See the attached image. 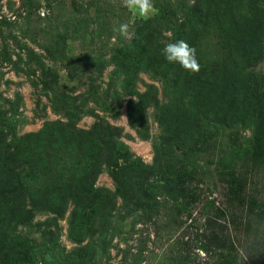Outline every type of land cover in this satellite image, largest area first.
Returning <instances> with one entry per match:
<instances>
[{
  "label": "trees",
  "instance_id": "obj_1",
  "mask_svg": "<svg viewBox=\"0 0 264 264\" xmlns=\"http://www.w3.org/2000/svg\"><path fill=\"white\" fill-rule=\"evenodd\" d=\"M221 1L223 5L229 6L230 16L225 14V9L222 7L216 16L218 22L214 23L211 18L213 15L208 7L201 4L202 0H175V12L169 20L163 16L149 22V25L158 22L165 25L164 29L172 32V38H161V42L159 33L151 25L143 42L123 44L124 46L113 51L109 62L103 59L98 62L92 58L85 59L91 60L90 63L86 62L91 68V74L89 73L87 78L89 84L86 86L88 90L86 95L84 94L85 97L59 96L57 93L65 86L63 79L48 66L43 57L34 54L30 58V62L34 63L45 82V90L53 97V104L62 113L64 120L47 123L39 133L25 136L20 140L15 139L13 144L21 146H17L19 149H13L14 151L9 153V159L17 157L21 148L29 146L35 147L34 150L38 148L44 150L45 158L34 150L28 152V157L26 156L20 165L17 164L14 167L16 179H20V183L13 186L11 193H6L17 195L24 192L40 197L46 201V204L35 206L36 210L52 209L51 212L62 219L67 212L65 205H68V201L65 199L72 197L74 209L69 221V232L77 245L73 252L78 253L76 258L81 264H85V261L90 262L98 254L112 249L111 233L116 231L124 221L121 212L131 207L137 206L138 209L143 210L142 216L139 217V224L165 228L169 231L168 233L182 229L189 205L196 203L197 200H194L196 195H193L196 190H190L181 179L189 181L190 184L200 183L201 176L206 173L191 160L188 162V159L191 155L201 153L204 140L216 138L222 130L230 131L229 140L233 144L234 137L239 136V128L247 127L249 123H253L256 130L254 140L257 143L254 149L256 153L253 158H249L242 149L240 154L233 155L231 161L220 162L217 170L219 178L229 187V193L225 196L229 199V196L232 197L231 200H224L227 208L219 210L217 216L207 220V229L202 236V238L205 236L207 240L206 245L202 246L205 258L202 259L198 255L195 257L194 255H174L169 252L170 255L160 257V264H264V195L249 197L245 183L249 170L264 183V73L257 72L256 67L244 68L241 64L242 59L249 64L250 61H255L253 59L264 62V0H235L232 3H226L228 0ZM212 23L221 32L218 45L225 58L221 59L222 55H220L211 62L198 59L199 71L191 72L195 76L183 77V73L187 74L185 69L178 64L168 63L162 55V49L166 45L164 42L172 43L183 37L188 38L194 35L191 39L195 37L194 44H199L196 48L197 58H199L204 44V34L215 28L211 25ZM188 24L194 26L190 35H187L186 31H181ZM114 26L111 25L109 29L113 30ZM136 33L138 34V30ZM144 44H147L145 48L154 47L150 56L152 62H147L143 57ZM67 50L66 43H57L52 48L46 47L45 54L50 61L67 63L66 67L70 71L69 78L80 84L83 74L72 73L70 68L72 59H69V55L74 50L69 52ZM79 56L83 55L79 54ZM81 59V62L85 63L84 57ZM160 60L163 61L162 64L165 65L166 70L159 68ZM12 65L17 67L18 63L12 62ZM111 65L114 67L112 79L107 84L106 90H101V87L97 86L98 81L104 78L105 71ZM171 68L175 70L172 76L169 74ZM213 69H216L217 73L212 71ZM147 71L165 79L166 103L160 104L155 87H149L144 94L139 93L140 74L148 73ZM92 72L98 75L96 79L91 77ZM207 74L212 76L209 77ZM94 94H98L99 98L96 95L94 98ZM88 95L89 97L93 95L91 99L95 104L103 106L104 113H112V115H117L118 111L123 109V100L135 98L136 102H129V121L143 139H147L148 110L156 108L159 111V123L164 137H162L161 147H157L158 157L153 166L140 164V170L136 169L138 160H133L129 149L122 143L124 131L112 126L99 116L93 115L97 123L90 131L79 128L82 119L92 115L88 110L86 98ZM0 100H3L1 93ZM8 102L17 114L19 98L14 103L9 100ZM110 109H112L111 112ZM2 124L6 127V120H3ZM202 127L205 128L203 132L199 131ZM171 144L178 145V151L181 152L178 159L185 167L176 173L177 177L172 178L168 186L166 184L161 186L160 181L152 179L153 182L148 184L149 189L142 190L141 185L145 183L143 180L157 178L159 169H164L163 163L159 162L160 151ZM61 159L65 161L72 159L77 167L76 170L70 169L74 171L71 174L72 179L62 185L59 181L65 178L57 174L58 166L55 164ZM35 162L40 166H37ZM187 163L192 165L191 170H188ZM103 168L108 170L115 182L124 189L127 187L123 183H131L136 176L140 175L137 178V184L132 190L128 189V191L131 190L130 192L125 193L128 199L127 194L132 198L135 197L136 200H125L118 210L101 211L100 206L104 196L96 188V184L98 177L104 172ZM44 174L51 182L43 180L42 186L33 188L32 185L38 183ZM136 187L143 192L137 191ZM160 191L174 199L182 197L187 200L184 206L179 207L177 204L169 206L166 204L167 201L157 200V193ZM50 200H58V202ZM133 201L135 204L132 205ZM234 209L238 211L244 209L246 212V222L243 224L245 226L242 225L244 246L241 250L235 244L234 246L231 244L233 238L229 231V219L233 218L230 211ZM12 214V218L16 217L18 221L24 219L23 222H18L23 227L27 229L32 227L35 215L31 212L18 214L16 210ZM163 214H165V220H162ZM57 224L54 226L50 221L35 226L38 229L41 228L37 233L42 246L38 248L49 250V252L65 251L58 232L59 224ZM49 225L51 226L48 228ZM15 229L11 228L13 235L12 238L7 237L8 240L29 250L34 249L37 242H30L32 244L30 245L27 239L17 236ZM160 237L162 236L157 234V240L152 243L154 246L162 243L163 239L161 240ZM169 237L171 238L170 235ZM150 242V237L141 236L136 241L137 248L124 252L120 264H143L144 257L150 260L147 256Z\"/></svg>",
  "mask_w": 264,
  "mask_h": 264
},
{
  "label": "rangeland",
  "instance_id": "obj_2",
  "mask_svg": "<svg viewBox=\"0 0 264 264\" xmlns=\"http://www.w3.org/2000/svg\"><path fill=\"white\" fill-rule=\"evenodd\" d=\"M233 1L235 0H228L226 3H232ZM202 2L201 4L204 7H208L213 15L211 18L214 23L218 22L216 16L222 7L225 9V14L230 16L229 6L223 5L221 0H202ZM153 3L158 9V13L150 19L144 20L134 16L125 8L123 0H0V93L3 97V100H0V264H81L76 258L78 253L73 252L77 245L69 232V221L74 209L72 197L65 199L68 201V205H65L67 212L62 219L54 215L51 212L52 209H39L37 211L35 206L46 204V201L40 197L32 196V194L28 195L24 192L17 195L8 194L12 192L13 186L20 183V179H16L14 167L17 164L20 165V162L26 156L28 157V152L35 149V147L31 146L23 147L18 152L20 154L17 157L14 156L9 159V153L13 152V149H19L17 146L20 144H13L15 139L20 140L25 136L37 134L47 123H56L64 120L62 113L53 104V97L45 90V82L37 67L30 62V58L34 54L43 57L48 66L63 79L65 86L57 93L59 96L85 97L84 94L86 95L88 90L86 86L89 84L87 78L91 74V68L86 64V62L90 63L91 60L86 61L85 59L92 58L95 61L97 60V62L103 59L109 62L113 51L124 46L123 44L131 45L133 42L138 44L143 42L151 25L159 33L161 42V38H172V32L164 29L166 28L165 25L159 22L149 25V22L155 18L160 19L163 16L169 20L175 12V0H153ZM122 23L129 24L130 39L121 36L119 32L109 29L111 25L118 26ZM211 25L214 26L213 23ZM192 28L194 26L188 24L181 31H186V34L190 35ZM135 30H138V34ZM219 33H221L220 30L215 27L211 32L207 31L204 34V44L201 47L199 60L211 62L220 55H222L221 59L225 58L218 45L220 42ZM192 36L183 37V40L197 48L199 44H194L196 40L195 37L191 39ZM57 43H66L68 52L74 50L69 55V59H72L70 68H72V73L83 74L80 84L71 81V78H69L70 71L66 67L67 63L50 61L47 54H45L46 47L52 48ZM146 43L150 44L149 42ZM164 43L167 44L168 42ZM146 45L144 44L142 50L143 57L147 62H152V57L150 56L154 47L148 46L145 48ZM79 54L83 56H79ZM83 57L85 63L81 62ZM253 60L255 61H250L249 64V62H244L242 59L241 64L244 68L256 67V71L263 74L264 62ZM12 62L18 63V66H13ZM162 63L163 61L160 60L159 68L162 67L163 70H166L167 68ZM215 70L213 69L212 71L217 73ZM113 71L114 67L112 65L109 66L105 71L104 78L99 79L97 86L101 87V90H106L107 84L112 79ZM147 72L140 74L139 93L144 94L149 87H155L160 104L166 103L167 99L164 96V91L167 90L164 84L165 79L161 76L153 75L151 71ZM174 73L175 70L171 68L169 70L170 76ZM185 73L187 74L183 73V77L185 75L195 76L191 71L185 70ZM207 75L209 77L212 76ZM97 76V74L92 72V78L96 79ZM95 95L99 98L98 94H94V98ZM88 97L89 95L86 96L88 110L92 115L83 118L79 128L90 131L97 123V119L93 115L99 116L112 126L121 128L124 131L122 143L129 149L133 160H138L136 169L140 170V164L153 166L158 157L157 147H161L162 137H164L159 123V111L156 108L148 110L146 122L147 139H143L139 136L138 130L129 121V102H136L135 98L123 100V109H120L117 115H112V113H104L105 109L103 106L101 107L93 102L91 99L93 95ZM17 98H19L20 103L17 104L19 105V111L16 114L14 108L9 105L8 100L14 103ZM111 111L112 109H110ZM3 120H6V127L2 124ZM204 130L205 128L202 127L199 131L203 132ZM255 131L253 123H249L247 127H240L239 136L237 138L234 137V143L232 144L229 140L230 131L225 130L223 132L222 130L219 135H216V138L208 141L204 140L201 153L190 156L188 162L191 160L192 163L201 167L206 173L201 176L200 183L190 184L189 181L181 179L190 190H196L193 195H196L194 200H197L196 203L189 205L190 208L186 211L187 216L184 217L185 225L182 229L168 233L169 231L165 230V228L139 224V217L142 216L143 210L138 209L137 206L131 207L127 211L121 212L124 221L121 222L116 231L111 233L113 236L112 249L98 254L90 262L85 261V264H120L124 252L137 248L136 241L141 236L151 238L147 254L150 260L144 257L143 264H160V257H164L166 254L170 255L171 253L169 254V252L174 255H194V257L198 255L202 259L205 258L206 255L202 246L206 245L207 240L205 236L204 238L202 236L205 235L207 229V220L217 216L219 210L227 208L224 200H231L232 197L229 196V199L225 196V194L229 193V187L219 178L217 170L220 162L224 160L231 161L233 155L240 154L242 149L248 154L246 157L253 158L256 153L254 149L257 146L256 141H254L256 137ZM194 133L196 134V132ZM34 152L44 155L45 158L44 150L41 148L34 150ZM160 155L159 162L163 163L164 169H159L157 178L151 177L143 180L145 183L141 185L142 190L149 189L148 184L153 182L152 179L160 181L161 186L165 184L168 186L172 178L177 177L176 173L185 167L182 161L178 159L181 156L180 150L178 151V145H167L160 151ZM35 163L40 166L37 162ZM55 164L58 166L56 168L57 174H61L65 178L59 181V184H67L72 179L71 174L74 172L70 169L75 168L76 170L77 168L74 161L72 159L66 161L61 159ZM187 165L188 170H191L192 165L188 163ZM103 171L98 177L96 184V188L104 196L100 206L101 211L104 209L106 211L118 210L122 207L125 200H136L135 197L132 198L127 194L129 196L128 199L125 197V193L132 190L137 184V178L140 175L136 176L131 183H123L127 187L125 190L115 182L108 170L103 168ZM249 171V175H247L245 180L247 195L253 198L264 195V183L261 179L258 180L259 177L254 172ZM43 180H49L45 174L32 187L42 186ZM56 181H58L57 178ZM130 188L131 190L128 191ZM135 189L143 192L137 187ZM157 196L159 202H164L165 200L169 206L174 204L179 205V207L180 205L184 206L187 200L182 199V197L174 199L162 191L158 192ZM50 201L58 202V200ZM133 204H135V201L132 202ZM16 210H18V214L20 212L25 214L31 212L35 215L30 229L18 223L23 222V218L20 221L16 217L12 218V213ZM230 212L233 216L232 219H229V231L233 238L231 244L233 246L235 244L241 250L244 246V227L242 228V225L246 222V212H244V209L240 211L234 209ZM189 216L190 219H188ZM162 220H165V214L162 215ZM50 221H52L53 225L59 224L58 232L65 251L49 252V250L38 248V246H42L40 236L37 233L41 228L38 229L35 226ZM164 223L166 222L164 221ZM11 228H16L17 236L27 239L29 243L37 242L34 245V249L29 250L9 241L7 237L12 238L13 235ZM157 234L162 236L160 239H163V241L154 246L152 243L157 240ZM165 236L168 238H164ZM30 245L32 244L30 243Z\"/></svg>",
  "mask_w": 264,
  "mask_h": 264
},
{
  "label": "clouds",
  "instance_id": "obj_3",
  "mask_svg": "<svg viewBox=\"0 0 264 264\" xmlns=\"http://www.w3.org/2000/svg\"><path fill=\"white\" fill-rule=\"evenodd\" d=\"M123 6L134 16L144 20L150 19L158 13L153 0H123ZM129 29L128 23L113 27V31L119 32L121 36L128 39L131 38ZM162 55L168 63L178 64L186 71L198 72L200 69L196 48L183 39L167 43L162 49Z\"/></svg>",
  "mask_w": 264,
  "mask_h": 264
}]
</instances>
